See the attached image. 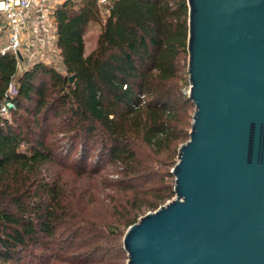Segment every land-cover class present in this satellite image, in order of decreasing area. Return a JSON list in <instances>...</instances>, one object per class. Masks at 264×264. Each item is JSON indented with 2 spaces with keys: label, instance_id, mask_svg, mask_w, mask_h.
Returning <instances> with one entry per match:
<instances>
[{
  "label": "trees",
  "instance_id": "obj_1",
  "mask_svg": "<svg viewBox=\"0 0 264 264\" xmlns=\"http://www.w3.org/2000/svg\"><path fill=\"white\" fill-rule=\"evenodd\" d=\"M56 19L64 70L19 73L0 53V108L13 103L0 113V264H122L128 227L175 196L190 138L188 0H113L105 17L70 0ZM90 23L101 30L85 55ZM68 170L102 187L84 200Z\"/></svg>",
  "mask_w": 264,
  "mask_h": 264
},
{
  "label": "water",
  "instance_id": "obj_2",
  "mask_svg": "<svg viewBox=\"0 0 264 264\" xmlns=\"http://www.w3.org/2000/svg\"><path fill=\"white\" fill-rule=\"evenodd\" d=\"M188 6L190 138L175 197L126 230L127 264H264V0Z\"/></svg>",
  "mask_w": 264,
  "mask_h": 264
},
{
  "label": "built area",
  "instance_id": "obj_3",
  "mask_svg": "<svg viewBox=\"0 0 264 264\" xmlns=\"http://www.w3.org/2000/svg\"><path fill=\"white\" fill-rule=\"evenodd\" d=\"M70 0H0V22L6 41L0 49L2 55L13 53L18 69H27L37 62H47V51L57 43L56 11ZM113 0H97L107 10ZM49 49V50H48ZM12 102L0 108L9 114Z\"/></svg>",
  "mask_w": 264,
  "mask_h": 264
},
{
  "label": "rangeland",
  "instance_id": "obj_4",
  "mask_svg": "<svg viewBox=\"0 0 264 264\" xmlns=\"http://www.w3.org/2000/svg\"><path fill=\"white\" fill-rule=\"evenodd\" d=\"M101 12H102V16L105 17L107 14V10L104 8H101ZM1 24H2V22H0V49L6 41V33L3 30H1V28H2ZM100 30H101V26L98 23H90L88 25L86 33H85V55H88L92 50L95 49V47L97 45V40H98V35L100 33ZM50 49H51L50 51H47V56L49 59L45 63H48L50 65H54L60 70H64V67L62 64V58L59 55V50L57 49V47L55 48V50L53 47H51ZM25 69H26L25 67L23 69H19V73L23 72ZM189 83H190V81H189ZM15 91H16V81H13V84L11 87V92L14 93ZM187 91L189 94L190 85L187 88ZM194 110H195V107H194ZM67 151H68V149H67ZM177 160H178V157H177ZM64 179H65V181H68L69 184L72 186L73 185L78 186L80 184L81 187H77V189H75V192H77V193H80L81 190L85 188V192L83 193V196H82V197H84V200L90 198V194L93 191L99 190L102 187V183H103L102 178L99 177L97 179H92L88 175L85 178L77 179L76 174L72 170H68L64 174ZM174 180L175 179H173V182H174ZM90 187H92V189H90ZM172 199H170V200H172ZM170 200H168V201H170ZM150 211H153V210H150ZM150 211H148V212H150ZM142 216L143 215H141L140 217H142ZM127 261H128V254L126 252L124 258L121 259V262H122V264H127Z\"/></svg>",
  "mask_w": 264,
  "mask_h": 264
}]
</instances>
